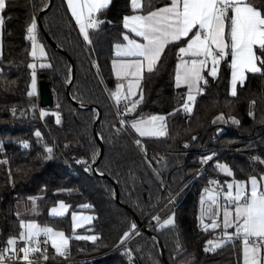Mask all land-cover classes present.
Instances as JSON below:
<instances>
[{
    "label": "trees",
    "instance_id": "1",
    "mask_svg": "<svg viewBox=\"0 0 264 264\" xmlns=\"http://www.w3.org/2000/svg\"><path fill=\"white\" fill-rule=\"evenodd\" d=\"M168 2L142 0L141 13ZM248 2L264 8V0ZM6 5L1 12L0 248L21 231L18 202L39 197L40 212L30 218L64 232L70 238L71 258H81L56 264H165L158 241L170 264H241V240L205 251L209 236L219 230L198 226V197L209 178L218 177L224 185L229 179L247 180L264 172V164L252 160H264V74L247 73L232 96L230 59L225 56L217 77L206 76L208 84L202 83L203 92L196 96L192 112H184L185 91L175 85L177 48L182 45L168 46L157 68L143 74L136 111L125 115L130 120L161 114L166 134L136 140L121 126L110 98L115 84L110 65L113 46L123 41L122 18L133 12L130 0H111L95 13L104 22L89 30L91 44L78 32L65 0H6ZM34 16L37 40L48 62L38 70L39 78L44 74L54 96L50 108L41 107L37 95H29L32 71L27 66L33 56L32 42L25 37ZM42 109L59 113L60 123L51 113L41 117ZM36 131L41 133L39 143ZM94 131L103 145L95 166L98 174L92 167L100 153ZM22 141H29V148ZM240 145L247 149L236 150ZM213 154L204 173L194 177L203 164L201 157ZM217 162L227 164L234 175L217 169ZM85 167L90 170L86 172ZM59 201L69 205V212L49 216V208ZM79 205H89L86 210L94 217L89 226L74 232L70 212ZM173 214L174 226L161 227ZM135 216L153 236L138 228ZM133 223L136 229L130 231ZM126 231L130 234L121 245ZM83 232L96 234L97 240L73 236ZM49 255L58 256L51 248Z\"/></svg>",
    "mask_w": 264,
    "mask_h": 264
},
{
    "label": "snow or ice",
    "instance_id": "2",
    "mask_svg": "<svg viewBox=\"0 0 264 264\" xmlns=\"http://www.w3.org/2000/svg\"><path fill=\"white\" fill-rule=\"evenodd\" d=\"M111 0H66L68 10L79 28L83 40L91 44L89 30L98 29L101 21L95 17V13L107 8ZM6 0H0V12L6 8ZM130 8L133 14L124 15L122 18L123 28L135 36L141 37L143 42L131 38L128 33H121L126 43H117L113 46L114 54L124 59L112 60V71L117 79L115 90L110 91V97L116 105L124 102V112L133 113L136 111L140 100H133L131 97L137 95L134 89L140 88L145 69L152 73L162 62L166 54V48L170 45H182L177 48V62L175 64V83L177 86L186 85L188 93L184 98L181 107L188 113L193 110L196 101L194 93L203 92L204 85L208 80L203 72L211 63L207 76L215 79L218 74V66L226 55H231V95L236 96L237 83L243 84L246 80V73L264 74V8H258L248 0H170L164 6L148 10L146 14H140L144 5L142 0H130ZM4 20L0 16V26ZM37 19L34 16L26 27V39L32 42L30 55L35 57L37 52L45 56L44 48L37 42ZM186 43H185V39ZM185 57H188L186 59ZM32 69V86H35L36 65L29 63L27 66ZM45 65H41V68ZM127 88L125 90V83ZM32 95V92H29ZM141 93V100H142ZM173 111H176L175 109ZM252 113L250 112L249 115ZM46 115L42 110L41 117ZM60 123L59 113H54ZM123 116V114H120ZM233 123H239L231 117ZM165 117L151 115L149 117L133 119L130 127L141 137H158L166 134ZM121 126L129 124L126 118L120 120ZM38 138L39 131L34 133ZM193 139H196L195 137ZM27 147V141L21 142ZM139 144V141H137ZM49 154L52 149L46 148ZM48 157H45L47 159ZM214 158L213 155L202 157V163H207ZM264 164L260 157H252ZM77 163L87 164L86 160H78ZM215 167L227 176L234 173L227 164L217 162ZM86 172L90 169L85 167ZM264 172L257 175H250L247 181H234L227 184V191L223 192L224 206L222 209V220L220 216L221 207L219 193L208 189L207 198L201 195V215L198 219L203 223L204 218L211 220L210 224H204V229L216 230L221 228L220 235L223 238L208 240L205 243V251H213L232 242L238 238L242 242V264H264ZM210 184H217L218 181H209ZM35 209V197H29ZM210 202V203H209ZM215 206V207H213ZM83 207H90L84 205ZM69 209V205L60 201L57 207L50 210L54 216H63ZM158 220V217H153ZM92 217L83 216L80 213L72 212L73 231L82 227L84 223L91 222ZM174 226V214L164 220L163 225ZM235 228V232L228 231ZM19 239L25 242V246L18 251L23 253L22 260L29 261L31 253L38 252L39 247L32 244H39L36 240L41 233L51 241L52 247L59 255H64L68 249L69 237L62 231H56L51 227L41 228L35 221H20ZM136 229V224L131 225V230ZM129 231L121 236V245ZM76 239L96 241L97 236L86 235L76 236ZM45 244L47 241L44 242ZM210 246V247H209ZM17 251V237L10 236L6 247L0 251V264H4L5 253ZM125 254L131 259L130 252L126 249ZM47 257L45 256V259Z\"/></svg>",
    "mask_w": 264,
    "mask_h": 264
},
{
    "label": "built area",
    "instance_id": "3",
    "mask_svg": "<svg viewBox=\"0 0 264 264\" xmlns=\"http://www.w3.org/2000/svg\"><path fill=\"white\" fill-rule=\"evenodd\" d=\"M205 78L207 79L206 76H205ZM111 104H112V107L115 111V114H116V117L118 118V120L120 121L122 118H125V115L127 113L124 112V102H121L120 105H116L115 101L111 98ZM181 109H182V111L186 112L182 107H181ZM121 113L123 114V116L120 115ZM164 124H165V120H164ZM39 141H40V138L36 140L37 143H39ZM29 146H30V143H29V141H27V147L29 148ZM138 146L141 148L142 144H139ZM245 149H247V147L242 146V145L236 147V150H245ZM201 161H202V157H201ZM207 163H203L202 166L200 167V169L198 170V172H196L193 176L195 177L199 173H204V167ZM209 181H218V183L217 184H210ZM203 189H211L213 192L219 193V195H220L224 191V185L218 177H212V178L208 179V181H207V183ZM232 230H233V232H235L234 227ZM220 233H221V231L209 236L208 240H216L218 238H223L220 235ZM234 239H238V238H234ZM36 240L39 241V244H32L31 246L39 247L40 250L38 252L31 253L30 257H29V261H25V260H22L19 258V257L23 256V253H20L18 251V249L24 247L25 242L20 240V239H17V251H15V252L9 251V252L5 253L4 255H5L6 259L4 261V264H56V263L70 262V261H76V260L81 259V258H79V259H72L71 258V249H70L69 245H68V249L66 250L64 255L58 254L57 257H51L49 255L50 245L48 243V238L46 236H44L43 233H41L38 237H36ZM238 240H240V239H238ZM45 241H47L46 244L44 243ZM5 247H6V245H3L0 248V251H2ZM45 256L47 257L46 259H45Z\"/></svg>",
    "mask_w": 264,
    "mask_h": 264
},
{
    "label": "crops",
    "instance_id": "4",
    "mask_svg": "<svg viewBox=\"0 0 264 264\" xmlns=\"http://www.w3.org/2000/svg\"><path fill=\"white\" fill-rule=\"evenodd\" d=\"M65 2H66V0H65ZM168 3H170V0H169V2ZM66 6H67V8H68V5H67V3H66ZM164 6V5H163ZM162 7V6H161ZM70 12V11H69ZM70 14H71V12H70ZM131 14H133V12L132 13H130V14H128V15H131ZM140 14H143V13H140ZM0 16H1V12H0ZM72 16V15H71ZM76 27H77V29H78V32H79V28H78V26L76 25ZM80 33V32H79ZM125 33H128L130 36H131V38H134V39H136L138 42H143V39L141 38V37H137V36H135V34L134 33H129L128 32V30L127 29H125ZM120 43H126V41H122V42H120ZM44 48V47H43ZM44 52H45V49H44ZM38 54V53H37ZM45 54H46V52H45ZM1 55H2V45H1V26H0V57H1ZM226 56H228L229 57V59H230V63H231V55H230V51H229V54L228 55H226ZM44 58H45V56H41L40 54L39 55H36L35 57H33V60L31 61V63H33V64H35L36 65V67H35V72H36V80H35V86H34V88H33V86H32V81H31V84H30V92H32V94H35V95H37L38 96V82H39V80H40V78H39V73H38V70L41 68V65L43 64V65H45V66H47L48 65V62L46 61V60H44ZM186 59H188V57H185ZM113 59H124V57H117V56H115V54H114V48H113V58L111 59V62H112V60ZM110 62V65H111V70H112V63ZM177 62V61H176ZM210 68H211V63L209 62V66H208V68H206L205 70H204V72H203V75L204 76H207V72L210 70ZM31 71H33L32 69H31ZM144 72H147V70L145 69V71ZM144 74V73H143ZM112 75H113V77H114V80H115V84L117 83V79H116V77H115V75H114V73H113V71H112ZM245 75H247V73L245 74ZM230 81H231V70H230V80H229V93L231 94V87H230ZM124 83H125V90H126V88H127V81H124ZM141 83V82H140ZM115 84H114V86H113V90H115ZM175 85H176V83H175ZM201 85H202V82H201ZM238 85H241V84H239V82L237 83V87H238ZM177 86V85H176ZM178 87H182L183 89H184V91H185V98H186V96H187V93H188V88H187V86L186 85H180V86H178ZM237 87H236V89H237ZM140 89V88H139ZM139 89L137 90V89H134V91H137V95H138V93H139ZM112 90V91H113ZM196 96L198 95V93H194ZM137 95L136 96H133V97H131V99H133V100H135L136 99V97H137ZM46 114H48V113H51V114H53V119H54V121L56 122V119H57V117H56V115H54V113H56V112H52V111H49V110H44V109H42ZM127 114H131V113H127ZM45 116V115H44ZM128 121H129V119H127ZM234 181H247V180H226V182H225V184H224V191L223 192H225L226 191V189H227V184L228 183H231V182H234ZM261 183H264V181H262ZM207 190L208 189H203V191L199 194V197H198V209H197V217H199L200 215H201V203H200V200H201V195L203 194L204 196H205V198H207V195H208V192H207ZM60 202V201H59ZM58 202V203H59ZM64 202V201H63ZM65 203V202H64ZM210 203V202H209ZM219 203H220V207H221V212H220V216L218 217L220 220H222V209H223V206H224V197H223V193L222 194H220L219 195ZM66 204V203H65ZM68 205V204H67ZM84 205H81L80 207H78L77 208V210H75V211H73V212H77V213H80L79 211H82V212H86V213H80L81 215H83V216H90V217H92V220H91V222H89V223H84L83 224V226L82 227H79V228H77L75 231H77L78 229H81V228H84V227H87V226H89L91 223H92V221H93V217H94V215L91 213V212H89V211H87L86 210V208L87 207H83ZM213 207H215V206H213ZM69 210V209H68ZM68 212V211H67ZM64 216V215H63ZM52 217H57V216H52ZM70 218H71V225H72V213H71V215H70ZM211 223V220L210 219H208V217H205L204 218V221H203V223H201V221L198 219V226L200 227V228H203L204 229V224H210ZM40 227L41 228H44V227H50V226H48V225H41L40 224ZM52 228V227H51ZM54 229V228H53ZM210 229V228H209ZM233 228H230L228 231H230V232H233V230H232ZM54 230H56V229H54ZM72 230H73V227H72ZM88 230V229H87ZM216 230H219V231H222V224H221V228H218V229H216ZM56 231H60V230H56ZM86 236V235H95V236H97L96 234H94V233H91V232H83V233H77V234H74L73 236L74 237H76V236ZM19 239V238H18ZM89 241V240H88ZM48 243H49V245H50V248L53 250V253L55 254V255H58L57 253H56V251H55V249L52 247V245H51V241L50 240H48ZM69 245V244H68ZM241 264H242V253H241Z\"/></svg>",
    "mask_w": 264,
    "mask_h": 264
},
{
    "label": "water",
    "instance_id": "5",
    "mask_svg": "<svg viewBox=\"0 0 264 264\" xmlns=\"http://www.w3.org/2000/svg\"><path fill=\"white\" fill-rule=\"evenodd\" d=\"M50 3H51V0H50ZM50 5H48L47 7H45L39 14L38 16V20L40 18V15L49 7ZM42 32L44 33L45 35V38L49 41L50 44H52L53 46H55L54 42L52 39L49 38V36L46 34V32L44 30H42ZM69 59L70 57L67 56ZM74 73V66L72 64V75ZM68 92V91H67ZM38 100H39V105L43 108H50L53 106V102H54V96H53V93H52V90H51V87H50V82L45 78L44 74H41L40 75V80L38 82ZM99 112V110H98ZM99 117H100V112L98 114V118L96 119V121L99 120ZM95 133V137L97 139V141L99 142V145H100V153H99V156L97 158V160L93 163V171L95 173L96 172V163L98 162V160L101 158L102 156V153H103V145H102V142L100 141L99 137L97 136V132L94 131ZM98 174V173H97ZM100 176H103L101 174H99ZM116 200L118 201V191H117V188H116ZM135 219L137 221V224H138V228L139 229H144L146 232L150 233L152 236H153V233L149 232L145 227H144V224L141 223L138 218L135 216ZM158 244L160 246V255H161V258L163 259L164 263L165 264H170L166 257H165V252H164V247L162 246L161 242L158 241Z\"/></svg>",
    "mask_w": 264,
    "mask_h": 264
},
{
    "label": "rangeland",
    "instance_id": "6",
    "mask_svg": "<svg viewBox=\"0 0 264 264\" xmlns=\"http://www.w3.org/2000/svg\"><path fill=\"white\" fill-rule=\"evenodd\" d=\"M37 42L40 44V45H42L38 40H37ZM38 54L37 55H39V52H37ZM45 110V109H44ZM42 111V110H41ZM151 115H161V114H151ZM151 115H147V116H144V117H140V118H147V117H149V116H151ZM161 116H163V115H161ZM140 118H131L130 120H129V124L128 125H126V129L127 130H130L131 132H132V134H134L133 136L135 137V139L137 140L138 138H142L141 136H139V134L138 133H136L135 132V130L134 129H132L131 127H130V122H131V120H133V119H140ZM226 191H227V189H226ZM39 201H40V198L39 197H36V200H35V209H33V202L31 201V200H23V201H19L18 202V211H17V217H18V219H19V223H20V221L21 220H24L25 222H28V221H35L39 226H40V224L36 221V220H34V219H31L30 217H32V216H35V215H38L39 214V212H40V210H39ZM67 204V203H66ZM57 205H58V203L57 204H55L54 206H52V207H50L49 208V210H48V215L49 216H53V215H51L50 214V210L52 209V208H54V207H57ZM81 205H79L78 207H80ZM68 212H69V210H68ZM68 212H66L64 215H66ZM73 212V211H72ZM72 212H70V215H71V213ZM80 213H86V212H82V211H79ZM166 220V219H165ZM163 222L164 221H162L161 223H160V225H163ZM22 230V229H21ZM19 237V236H18ZM18 237H17V239H18Z\"/></svg>",
    "mask_w": 264,
    "mask_h": 264
}]
</instances>
